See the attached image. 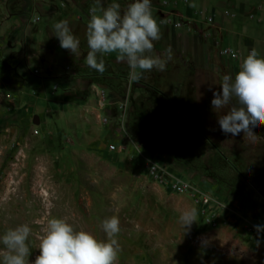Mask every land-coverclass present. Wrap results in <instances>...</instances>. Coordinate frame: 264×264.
<instances>
[{"label": "rangeland", "instance_id": "1", "mask_svg": "<svg viewBox=\"0 0 264 264\" xmlns=\"http://www.w3.org/2000/svg\"><path fill=\"white\" fill-rule=\"evenodd\" d=\"M58 1L0 0V233L28 224L34 260L48 219L105 240L101 222L116 215L114 264H264L254 228L264 224V125L254 143L224 142L211 100L227 73L170 79L178 90L139 99L146 81L116 75L109 55L100 73L85 64L87 45L76 57L60 48L52 26L68 11ZM247 169L262 171L253 184Z\"/></svg>", "mask_w": 264, "mask_h": 264}, {"label": "clouds", "instance_id": "2", "mask_svg": "<svg viewBox=\"0 0 264 264\" xmlns=\"http://www.w3.org/2000/svg\"><path fill=\"white\" fill-rule=\"evenodd\" d=\"M95 2L100 4V0ZM151 3L152 0H132L123 11L117 0L107 7H91L85 64L103 73V57L115 54L118 61L128 65L129 83L139 81L145 72L153 69L164 71L173 51L169 47L164 53L154 52L153 42L161 36ZM52 35L58 39L60 48L75 57L80 55V40L67 20L56 22ZM212 95L211 108L217 115L216 124L225 137L224 142L241 137L244 142L254 143V133L264 125V57L252 49L234 75L222 76L219 90ZM196 215L195 208L186 209L181 212L179 222L185 228L190 227ZM101 224L105 240L97 239L89 231L77 230L63 217L48 219L34 260H30L31 227L20 224L8 228L0 233V264H114L119 250L116 239L121 231L119 217L105 218ZM254 228L257 234L264 233V224H256Z\"/></svg>", "mask_w": 264, "mask_h": 264}, {"label": "crops", "instance_id": "3", "mask_svg": "<svg viewBox=\"0 0 264 264\" xmlns=\"http://www.w3.org/2000/svg\"><path fill=\"white\" fill-rule=\"evenodd\" d=\"M58 2L63 4L67 2L64 8L68 11L69 27L79 38L81 46L87 45L86 32L82 33L80 30L86 29L90 18L88 3L93 2L99 9L107 7L112 0H100L98 5L95 0ZM117 2L123 11L132 0ZM220 10L223 12H219ZM151 11L159 24L161 36L158 41L153 42L154 52L164 53L171 47L173 58L161 73L154 74L157 71L155 69L151 71L154 79H163L158 83L160 89L152 86L148 72L143 74L142 79L146 84L136 87L134 92L139 99V93L147 88L156 91H162L161 88L174 90L169 88L168 80L173 79L179 84L182 77L191 79L199 71L211 74H221L225 71L234 75L239 69V64L252 49L264 57V0H152ZM82 16L84 19H81ZM78 17L79 20H76ZM210 18L213 19L212 22ZM256 19L257 23H253ZM228 41L235 42L236 48L225 46ZM226 48L234 49L238 57L230 59L222 57L220 52ZM109 56L111 58L109 67L116 75L128 73L126 62L118 61L115 54ZM118 85L117 83L115 89L111 90L115 94L120 90ZM176 90L178 87L174 91Z\"/></svg>", "mask_w": 264, "mask_h": 264}, {"label": "built area", "instance_id": "4", "mask_svg": "<svg viewBox=\"0 0 264 264\" xmlns=\"http://www.w3.org/2000/svg\"><path fill=\"white\" fill-rule=\"evenodd\" d=\"M209 20H210V22L213 21L212 18H210ZM220 54L222 57H225L227 59L238 57V53L232 48L223 49V50H221Z\"/></svg>", "mask_w": 264, "mask_h": 264}, {"label": "trees", "instance_id": "5", "mask_svg": "<svg viewBox=\"0 0 264 264\" xmlns=\"http://www.w3.org/2000/svg\"><path fill=\"white\" fill-rule=\"evenodd\" d=\"M209 140H210V138H209ZM215 145H216V143H215ZM243 172V171H242ZM262 171H256V172H254V171H251V170H249V169H247V170H244V172H243V174H244V176H245V179L250 183V184H253L252 183V181H253V179H256L257 178V174H260ZM255 187V186H254ZM255 189L256 190H259L258 188H256L255 187ZM260 191V190H259Z\"/></svg>", "mask_w": 264, "mask_h": 264}, {"label": "water", "instance_id": "6", "mask_svg": "<svg viewBox=\"0 0 264 264\" xmlns=\"http://www.w3.org/2000/svg\"><path fill=\"white\" fill-rule=\"evenodd\" d=\"M36 121H38V119Z\"/></svg>", "mask_w": 264, "mask_h": 264}]
</instances>
